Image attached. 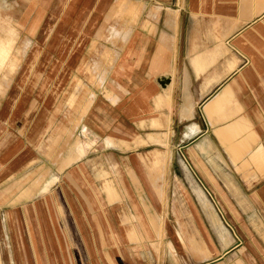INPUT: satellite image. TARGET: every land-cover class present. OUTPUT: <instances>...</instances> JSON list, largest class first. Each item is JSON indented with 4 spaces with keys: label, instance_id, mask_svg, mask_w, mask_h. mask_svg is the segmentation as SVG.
<instances>
[{
    "label": "rangeland",
    "instance_id": "obj_1",
    "mask_svg": "<svg viewBox=\"0 0 264 264\" xmlns=\"http://www.w3.org/2000/svg\"><path fill=\"white\" fill-rule=\"evenodd\" d=\"M239 1L249 18L264 9V0ZM108 2L100 15L92 12L96 0H0V264H264V219L246 202L243 183L239 187L227 172L217 181L200 161L196 166L212 188L176 182L185 179L177 176L174 151L171 158L170 132L161 130L168 117L165 123L162 117L140 120L139 128L151 130L132 137L134 127L116 140L94 115L97 105L119 98L113 86L122 87L111 77L130 51L132 29L161 32L162 52L167 34L157 25L159 12L165 8L164 25L175 28L181 8L178 28L170 30L179 36L192 0ZM170 103L169 88L157 95V106L170 110ZM245 131L242 119L215 129L234 170L248 182L247 152L237 157L233 151ZM228 132L235 136L226 138ZM109 151L119 158L144 220L126 202V208L115 206L123 194L116 164L106 168ZM164 193L166 207L159 200ZM70 220L85 255L70 244ZM170 224L181 245L169 235ZM147 228L154 237L145 240Z\"/></svg>",
    "mask_w": 264,
    "mask_h": 264
},
{
    "label": "crops",
    "instance_id": "obj_2",
    "mask_svg": "<svg viewBox=\"0 0 264 264\" xmlns=\"http://www.w3.org/2000/svg\"><path fill=\"white\" fill-rule=\"evenodd\" d=\"M108 3V0H96L92 12L102 15ZM192 3L193 10L188 11L186 18L180 21L179 36L170 30H177L181 8H178L175 28L164 25L165 8L159 12L157 25L162 24L164 28L161 31L167 34L162 52H158L161 32L152 36L145 34L140 26L136 30L132 29L128 48L130 51L123 54L111 77L123 89L114 85L118 100L111 104L105 99L106 106L97 105L94 115L101 120L100 125L104 126L103 128L112 130V135H107L112 137L119 133H132L134 127L136 131L132 133V137L135 134H144L151 128H139L137 122L162 117L165 123V117H168V127L161 130L170 132L171 158L173 151L179 157L175 167L178 172L176 175L185 179L176 182L182 187H187L188 184L190 188V183H196L202 188H207L204 184L207 183L212 188L196 166L198 161L204 164L217 181L220 174L227 172L238 186V182L243 183L248 190L246 202L257 206L264 219V9L249 18L245 13L241 14V9L245 7L241 6L242 2L239 0H192ZM111 8L112 6L106 11L105 17L109 18L107 12H111ZM22 18L25 19L24 16ZM35 28L34 24H31L28 33L30 30V34L34 35ZM156 55H160L161 65L155 63ZM17 59L18 57L15 58L16 61ZM67 62L71 65L70 58H67ZM66 76L67 74L63 73L59 80H64ZM168 88L171 95L170 110L164 105L157 106V95ZM221 118L225 119L220 120ZM240 119L246 128L243 133L245 139L244 142H237L233 151L237 157L247 152L249 183L242 180L234 170L228 153L215 133V129L225 124L237 123ZM227 135L226 138L235 136L230 132ZM39 143L38 141L37 144ZM148 146L161 148L156 145ZM190 150L197 156L193 157ZM111 153L109 151L105 155L106 168L113 162L116 164L119 170L116 177L118 187L123 194V200L116 202L115 206L120 203L124 205L126 202L130 209L139 213L144 220L136 206L140 202L133 194L128 176L119 158ZM253 158L260 159V164ZM208 178L213 182L211 177ZM152 188L154 189L153 186ZM1 191L0 200L4 197ZM61 193L64 194L63 191ZM163 197L165 198V193ZM159 200L166 207V198L164 202L163 199ZM59 208L64 222L66 220L68 223L69 214L65 205H59ZM169 223L166 222V229L169 228ZM66 227L71 246H78L80 252L85 255L83 241L75 236L79 230L78 226L71 221ZM170 227L168 233L173 242L175 245H181L171 224ZM152 237L153 232L150 234L148 229L145 240ZM168 245L167 241V253ZM207 246L209 247V243Z\"/></svg>",
    "mask_w": 264,
    "mask_h": 264
},
{
    "label": "bare ground",
    "instance_id": "obj_3",
    "mask_svg": "<svg viewBox=\"0 0 264 264\" xmlns=\"http://www.w3.org/2000/svg\"><path fill=\"white\" fill-rule=\"evenodd\" d=\"M107 174V173H106Z\"/></svg>",
    "mask_w": 264,
    "mask_h": 264
}]
</instances>
